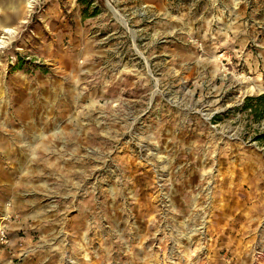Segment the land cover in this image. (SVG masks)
<instances>
[{"label":"rangeland","instance_id":"obj_1","mask_svg":"<svg viewBox=\"0 0 264 264\" xmlns=\"http://www.w3.org/2000/svg\"><path fill=\"white\" fill-rule=\"evenodd\" d=\"M9 1L0 264H264V0Z\"/></svg>","mask_w":264,"mask_h":264},{"label":"trees","instance_id":"obj_2","mask_svg":"<svg viewBox=\"0 0 264 264\" xmlns=\"http://www.w3.org/2000/svg\"><path fill=\"white\" fill-rule=\"evenodd\" d=\"M242 108L248 109L256 120L264 118V94L247 95ZM260 138H264V128Z\"/></svg>","mask_w":264,"mask_h":264},{"label":"built area","instance_id":"obj_3","mask_svg":"<svg viewBox=\"0 0 264 264\" xmlns=\"http://www.w3.org/2000/svg\"><path fill=\"white\" fill-rule=\"evenodd\" d=\"M11 218V214H9L7 218L0 216V260L2 252L9 246L10 243L8 227Z\"/></svg>","mask_w":264,"mask_h":264},{"label":"bare ground","instance_id":"obj_4","mask_svg":"<svg viewBox=\"0 0 264 264\" xmlns=\"http://www.w3.org/2000/svg\"><path fill=\"white\" fill-rule=\"evenodd\" d=\"M27 1V6H31L32 4H33V1L34 0H26ZM111 6V5H110ZM109 8H111V7H109ZM115 9V8H114ZM116 10H114V12H115ZM116 14H117V16L122 20V22H124L125 23V21L123 20V18L118 14V12L116 11L115 12ZM126 24V23H125ZM128 27V26H127ZM4 29H5V31L6 32H11V31H13V29L9 26V25H5L4 26ZM2 42H4V36H2V37H0V45H1V43ZM10 213H9V211L8 210H4L2 213H1V217H4V218H7L8 217V215H9Z\"/></svg>","mask_w":264,"mask_h":264},{"label":"crops","instance_id":"obj_5","mask_svg":"<svg viewBox=\"0 0 264 264\" xmlns=\"http://www.w3.org/2000/svg\"><path fill=\"white\" fill-rule=\"evenodd\" d=\"M0 1H2V0H0ZM14 5V2L13 1H9L8 3H1L0 4V7H8V6H10V7H14L13 6Z\"/></svg>","mask_w":264,"mask_h":264}]
</instances>
